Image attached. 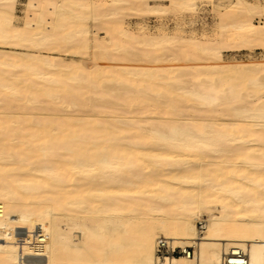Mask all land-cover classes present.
Instances as JSON below:
<instances>
[{
	"label": "bare ground",
	"instance_id": "obj_1",
	"mask_svg": "<svg viewBox=\"0 0 264 264\" xmlns=\"http://www.w3.org/2000/svg\"><path fill=\"white\" fill-rule=\"evenodd\" d=\"M27 1L18 26L0 0V47L17 50H0V264H264V72L220 64L261 46L245 23L222 13L225 36L190 49L124 20L203 0ZM160 239L194 257L157 261Z\"/></svg>",
	"mask_w": 264,
	"mask_h": 264
},
{
	"label": "rangeland",
	"instance_id": "obj_2",
	"mask_svg": "<svg viewBox=\"0 0 264 264\" xmlns=\"http://www.w3.org/2000/svg\"><path fill=\"white\" fill-rule=\"evenodd\" d=\"M240 1L242 5H236L235 0H225L222 3V7L219 8L216 6V3H213V6L211 3H208V1L205 0L197 1L194 12L183 10L178 13H151L143 17H127L124 20L123 26L126 31L136 35L156 34L162 32L169 36H178L184 39L182 40V45L188 46L191 49L192 46L190 44V41L196 43L210 42L212 44L220 41L228 31H221L219 15L223 13L227 15L231 14L233 16L235 14L236 16L234 15V21L241 20L245 23L244 29L237 30L243 35L244 38L242 40L250 38L251 40L258 41V44H260L261 46L248 47L246 44H242L241 42L236 43L239 45L233 44L235 46H239V48H229L222 50L220 64L223 67L232 69H242V67L244 66L251 67L252 65H258L259 71L264 72V0ZM168 2V0H163L162 4L168 7ZM27 3V0H18V3H16L15 25L21 26L24 14H29V11H33L31 7H29V11H27V8L25 7ZM87 23L90 30L88 33V38L90 41L94 40V38H96L100 42L106 39V34L104 31L98 32L96 36L94 32L95 30L93 28L94 23L92 21H88ZM251 31L253 33H251ZM15 49L16 48L14 47H0V50L3 51H17ZM43 55L53 60L62 61L65 64L79 65L81 63L79 57L72 56L70 54L59 53L57 51L49 52L48 54ZM248 73L250 76L252 75L250 72ZM262 96L264 101V94H262ZM33 115H35L36 117L34 118H37V120L39 121L42 118L41 116H45L46 114L33 112ZM76 115L77 114L75 113L52 114L53 117H74ZM104 119V116L98 119L101 123H103L101 134H104L109 130L114 131L112 128H109V123ZM26 125H28V123H25V126ZM120 128L125 131L128 130L127 126H122ZM70 130L71 132L77 131L76 128H71ZM229 148L230 145L228 144L223 146V149ZM206 155L208 157H213L210 153H206ZM207 220L208 213L202 214L201 219L195 223L196 228L198 227L199 223L207 224Z\"/></svg>",
	"mask_w": 264,
	"mask_h": 264
},
{
	"label": "built area",
	"instance_id": "obj_3",
	"mask_svg": "<svg viewBox=\"0 0 264 264\" xmlns=\"http://www.w3.org/2000/svg\"><path fill=\"white\" fill-rule=\"evenodd\" d=\"M198 234L199 237L201 238L204 235V232L206 231V227L204 223H199L198 224ZM180 255H185L188 259L190 256L193 258L194 257V250L188 248L183 251H180L179 249H173L171 245L166 241V240H158L157 246H156V252H155V257L157 258V261H159L162 258L165 257H179ZM229 254L225 255L222 261V264H248L246 257L241 256V255H236L237 256V262L236 263H231L230 261H225L226 257Z\"/></svg>",
	"mask_w": 264,
	"mask_h": 264
}]
</instances>
